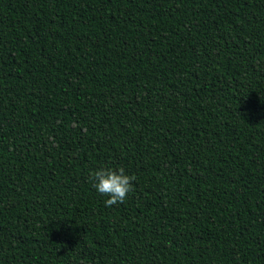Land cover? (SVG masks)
I'll use <instances>...</instances> for the list:
<instances>
[{
    "label": "trees",
    "instance_id": "obj_1",
    "mask_svg": "<svg viewBox=\"0 0 264 264\" xmlns=\"http://www.w3.org/2000/svg\"><path fill=\"white\" fill-rule=\"evenodd\" d=\"M0 264H264V0H0Z\"/></svg>",
    "mask_w": 264,
    "mask_h": 264
},
{
    "label": "clouds",
    "instance_id": "obj_2",
    "mask_svg": "<svg viewBox=\"0 0 264 264\" xmlns=\"http://www.w3.org/2000/svg\"><path fill=\"white\" fill-rule=\"evenodd\" d=\"M93 187L100 195H106V206L122 203L131 190L133 177L123 167L99 169L91 174Z\"/></svg>",
    "mask_w": 264,
    "mask_h": 264
}]
</instances>
